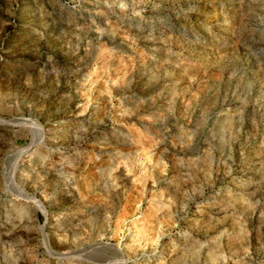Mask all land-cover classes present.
<instances>
[{
    "label": "rangeland",
    "instance_id": "1",
    "mask_svg": "<svg viewBox=\"0 0 264 264\" xmlns=\"http://www.w3.org/2000/svg\"><path fill=\"white\" fill-rule=\"evenodd\" d=\"M123 260L264 264V0H0V264Z\"/></svg>",
    "mask_w": 264,
    "mask_h": 264
},
{
    "label": "bare ground",
    "instance_id": "2",
    "mask_svg": "<svg viewBox=\"0 0 264 264\" xmlns=\"http://www.w3.org/2000/svg\"><path fill=\"white\" fill-rule=\"evenodd\" d=\"M39 138H40V136H39ZM39 138H38V139H39ZM124 261H126V260H123V264H126Z\"/></svg>",
    "mask_w": 264,
    "mask_h": 264
}]
</instances>
